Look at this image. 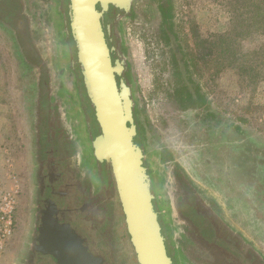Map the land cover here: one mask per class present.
Returning <instances> with one entry per match:
<instances>
[{
	"label": "water",
	"instance_id": "obj_1",
	"mask_svg": "<svg viewBox=\"0 0 264 264\" xmlns=\"http://www.w3.org/2000/svg\"><path fill=\"white\" fill-rule=\"evenodd\" d=\"M109 1L113 2L63 0L69 49L84 99L82 111L92 136L86 141L78 137L79 152L73 161L64 153L46 152L40 176L36 169L31 175L32 224L41 211L45 215L38 232L30 233L35 242L23 243L18 254L31 248L28 264H115L107 225H95L91 202L76 187L75 173L81 170L91 171L96 188L106 191L108 212L120 211L137 264H173L138 139L136 93L128 85L113 31L115 20L108 15ZM29 118L33 133L30 112ZM189 134L178 140L181 146L173 151L179 168L210 206L223 210L245 232L263 233L264 142L231 129L201 128ZM113 185L116 195L110 199ZM46 201L48 207L43 206Z\"/></svg>",
	"mask_w": 264,
	"mask_h": 264
},
{
	"label": "flooded vegetation",
	"instance_id": "obj_2",
	"mask_svg": "<svg viewBox=\"0 0 264 264\" xmlns=\"http://www.w3.org/2000/svg\"><path fill=\"white\" fill-rule=\"evenodd\" d=\"M108 3V15L115 20L113 31L119 42L128 85L132 86V70L126 56L127 47L122 32L130 31L129 25H132L134 36L142 38L151 51L152 62L158 65L155 67V86H160L166 102L173 108L171 118L175 119L177 124H182L180 131L174 133L178 140L189 136L190 130L204 127L209 131L219 125L220 116L209 106L207 96L190 77L186 65L184 64V67L181 63L179 56L185 58V50L178 46V34L174 30L177 28L175 0H113ZM40 5L36 8V0H0V28L9 36L27 82L26 95L39 176L44 166L42 157L46 152L64 153L73 161L79 152L78 137L83 136L86 141L88 136H92L82 107L76 110L78 103L74 95L67 90L64 81L66 74H73L72 55L70 54V57L69 52H62L57 44L53 48L54 40L49 36L52 29L51 16L47 9ZM100 6L102 7L101 3ZM19 17L24 20V26L20 30L11 23ZM58 28H64L63 44H68V41L71 43L66 23L63 21ZM53 34L54 38L62 37V33L56 34V28ZM63 60L70 62L68 69L62 68ZM134 117L158 216L172 247L173 264H264V232H245L239 226L240 223L228 219L223 210H217L207 203L177 165L173 150L159 137L160 129L166 125L164 121L157 124L159 121H153L145 108L135 101ZM237 130L240 131L239 128ZM180 132L182 133L179 134ZM148 148H151L150 151ZM75 176L86 198H91V186L94 184L96 187L91 171H76ZM53 180L49 177V182H54ZM113 191L116 194L115 186ZM92 201L94 205H98L99 199L92 198ZM49 204L46 201L43 206L48 207ZM104 209L97 208L99 222L104 215ZM44 215L43 210L27 231L25 226L28 225L29 216L26 213L27 219L20 227V243L25 240L35 242L36 237L30 233L38 232L39 220L43 219ZM123 227L126 232L125 224ZM115 237V233H112V238ZM30 251L20 256L19 264H28L31 261V248ZM121 253L117 244L114 245L115 264L125 263ZM118 254H121L122 258ZM132 260V264H137L134 253Z\"/></svg>",
	"mask_w": 264,
	"mask_h": 264
},
{
	"label": "rangeland",
	"instance_id": "obj_3",
	"mask_svg": "<svg viewBox=\"0 0 264 264\" xmlns=\"http://www.w3.org/2000/svg\"><path fill=\"white\" fill-rule=\"evenodd\" d=\"M258 1L260 0H175L177 28L174 30L178 34V46L185 50V58L179 56L181 63L184 67L186 65L190 77L207 96L209 106L221 118L220 124L214 128H221L223 131L231 129L248 139L264 142V34L259 31L257 23H250L248 19L250 15L259 14ZM39 4L51 16L52 29L49 36L54 40L53 48L57 44L62 52H69L74 63V55L69 49L70 42L63 44L64 28H58L63 21L68 22L63 1L36 0V8ZM22 20V17L15 18L11 23L20 30L24 26ZM66 26L68 29L67 23ZM54 28L57 35L62 33V37L55 35L54 38ZM129 29L131 30L122 33L127 47L126 56L131 63V87L136 93L135 102L145 108L153 121H159L157 124L162 121L166 123L160 129L159 137L176 152L181 146L182 138L178 142L174 133L180 131L182 124H177L171 118L173 108L166 102L160 86H155V67L158 65L152 62L151 51L142 38L134 36L132 25H129ZM175 50L179 54L178 49ZM69 63L63 60L62 68L68 69ZM77 74L74 65L73 74H66L64 81L67 90L78 103L75 107L78 111L81 107L83 109L84 99ZM26 84L9 36L0 28V200L5 191L15 189L16 185L19 188L15 243L4 264H19L18 254L22 250V244L27 242H19L20 227L27 219L26 213L29 216L26 230L32 226L30 203L33 194L30 192V179L34 170L37 172L39 167L34 156L35 143L29 124ZM148 149L150 151L151 148ZM86 171L88 170L80 172ZM74 179L85 200L91 202L95 225L99 228L107 225L113 261L114 245L117 244V248L122 251L124 264H132L134 252L130 250L126 240L124 223L119 217L120 211L115 209L108 212L106 191L96 188L94 184L91 186L92 196L87 199L76 176ZM113 190L114 185L110 199L116 195ZM92 198L99 199L98 205H94ZM103 207L104 215L99 222L97 208ZM112 233H115V238H112Z\"/></svg>",
	"mask_w": 264,
	"mask_h": 264
},
{
	"label": "built area",
	"instance_id": "obj_4",
	"mask_svg": "<svg viewBox=\"0 0 264 264\" xmlns=\"http://www.w3.org/2000/svg\"><path fill=\"white\" fill-rule=\"evenodd\" d=\"M19 189L10 188L0 200V264H4L8 252L13 249L17 231Z\"/></svg>",
	"mask_w": 264,
	"mask_h": 264
},
{
	"label": "trees",
	"instance_id": "obj_5",
	"mask_svg": "<svg viewBox=\"0 0 264 264\" xmlns=\"http://www.w3.org/2000/svg\"><path fill=\"white\" fill-rule=\"evenodd\" d=\"M258 2L259 3L257 5V9H258L259 14L255 15V16L250 15L248 19H249L250 23L253 21L255 23H257V25H259V29H260L259 31L264 34V0H260Z\"/></svg>",
	"mask_w": 264,
	"mask_h": 264
}]
</instances>
